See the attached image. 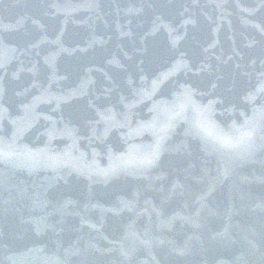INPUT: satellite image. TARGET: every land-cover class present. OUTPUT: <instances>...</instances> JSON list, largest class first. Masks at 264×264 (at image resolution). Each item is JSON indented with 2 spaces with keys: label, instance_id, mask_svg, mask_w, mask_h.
Segmentation results:
<instances>
[{
  "label": "water",
  "instance_id": "95a60500",
  "mask_svg": "<svg viewBox=\"0 0 264 264\" xmlns=\"http://www.w3.org/2000/svg\"><path fill=\"white\" fill-rule=\"evenodd\" d=\"M0 264H264V0H0Z\"/></svg>",
  "mask_w": 264,
  "mask_h": 264
}]
</instances>
